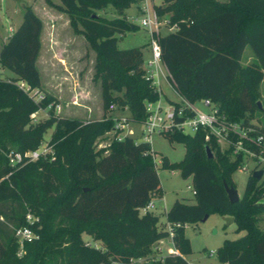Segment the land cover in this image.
<instances>
[{
  "label": "trees",
  "instance_id": "16d2710c",
  "mask_svg": "<svg viewBox=\"0 0 264 264\" xmlns=\"http://www.w3.org/2000/svg\"><path fill=\"white\" fill-rule=\"evenodd\" d=\"M48 5L69 16L74 31L84 36L96 53L95 79L101 83L103 108L126 109V123H144L146 105L160 100L161 93L146 78L144 49L118 48L119 37L135 33L139 26L125 12L138 0H60ZM157 16H166L177 29L158 37L161 61L172 87L191 103L208 99L232 122L253 126L250 119L264 109L258 105L264 80V0H162ZM112 6L118 17L105 19L96 10ZM43 23L26 6L23 21L0 50V66L14 77L0 79V264H133L148 258L159 241L170 237L152 212L141 213L161 196V182L150 143L130 136L114 139L96 149L97 140L114 128V120L82 121L55 115V99L43 95L35 101L21 90L24 82L41 93L37 59L41 50ZM254 63L244 66L246 48ZM49 108L48 119L33 121V115ZM53 129L50 147L54 156L24 161L15 166L8 155L37 150ZM185 148L184 159L163 169L180 170L191 178L195 203L180 201L166 211L174 250L150 264H190V240L184 226L218 213L232 217L244 236L226 241L218 250L221 264H264V180L250 174L244 194L232 204L225 185L236 189L233 174L242 157L232 148L222 152L207 132L174 131L164 134ZM213 154L208 158L206 149ZM36 221L29 224L26 216ZM29 226L38 238L27 243L18 256L17 229ZM88 234L101 247L86 243Z\"/></svg>",
  "mask_w": 264,
  "mask_h": 264
},
{
  "label": "rangeland",
  "instance_id": "374dc122",
  "mask_svg": "<svg viewBox=\"0 0 264 264\" xmlns=\"http://www.w3.org/2000/svg\"><path fill=\"white\" fill-rule=\"evenodd\" d=\"M147 1L151 10L153 6L155 9V6H161L163 3L162 0ZM52 2L55 5H61L60 0H52ZM144 2L145 0H139L141 5ZM26 6L32 7L43 23L41 50L36 63L42 84L41 94L50 95L55 99V115L57 117L79 119L85 122L101 120L104 116L111 117L115 123L114 128L96 142L97 150L106 148L114 139L123 136L125 130H115V127L118 123H122L123 120L126 121V116H129L126 113L129 112L116 106H111L108 111L104 110L101 100V83L95 79L96 53L84 36L74 31L70 25L68 14L48 5L45 0H0V50L14 30L21 25ZM140 7H135V4H133L128 9L127 20L138 25L139 30L119 37L118 48L120 50L137 48L149 43V31L139 25V20L142 18ZM95 13L97 16L108 20L118 17L116 10L112 6H108L104 10H96ZM163 20L168 21L166 16H164ZM171 29V25L163 24L160 28V33L166 34ZM144 60L145 64L150 60L148 48L144 49ZM254 61L251 49L247 47L242 64L249 66ZM166 76L165 67L159 65L154 78L156 83H158L156 87L161 89L163 106L168 105L169 101L178 102L180 100V94L172 87ZM12 77L14 75L9 70L0 66V79L8 80ZM259 97L258 103H260L261 109H264V80L260 85ZM194 106L199 110H207L202 106V100L197 101ZM48 117L49 108L42 109L34 114L33 121H42L48 119ZM234 123L240 124L241 122ZM250 123L263 129L264 114H257V116L250 119ZM131 128L134 131L135 139H140L142 124L132 123ZM52 133L53 129L47 132L44 142L37 151H43L50 145ZM218 144L222 152L228 150L227 143L221 141ZM150 145L156 153L157 172L161 182V196L153 199L156 206L150 211L159 217L160 227L169 230L166 210L176 201L189 205L195 203L192 192V179H184L178 169L162 168V159L164 157L171 163H179L184 159L185 148L182 144L172 142L164 135L153 134ZM4 155L7 157L8 154L4 152ZM49 156H54V153L52 152ZM244 163L249 164L248 171L238 169L233 174V181L240 198L244 194L250 176L249 170L254 166L253 162L251 163V159L246 158L245 155L242 156V164ZM31 216L35 218L33 215ZM259 225L261 229H264V214L260 216ZM244 234L245 232L239 229L236 223L227 224L226 217L218 213H211L205 222L184 226V235L190 240L191 244V253L185 256L186 260L190 264H221L217 258L218 250L223 247L226 241L237 240L243 237ZM82 238L88 244L101 247V243L95 242L88 234L84 233ZM173 250L174 246L170 236L163 239L162 244L156 243L154 245L152 255L148 258L134 260L133 264H150L153 260H160L171 254Z\"/></svg>",
  "mask_w": 264,
  "mask_h": 264
},
{
  "label": "built area",
  "instance_id": "2783aa9c",
  "mask_svg": "<svg viewBox=\"0 0 264 264\" xmlns=\"http://www.w3.org/2000/svg\"><path fill=\"white\" fill-rule=\"evenodd\" d=\"M142 18L139 20V25L146 28L149 31V52L150 60L144 65L146 70V78L153 81V85L156 87L155 76L159 65H163L161 61V47L159 45L158 37L161 35V26L168 24V21L161 20L154 9L151 10L147 0L141 5ZM169 32L177 29V26H171ZM164 66V65H163ZM168 78V73H167ZM18 87L27 93L30 97H33L35 101H41L43 95L37 91L32 90L30 86L24 82H18ZM157 91L161 93L160 89L156 87ZM37 98V100H36ZM196 103V102H195ZM180 95L178 102H171L166 106L161 104V101L155 103H148L146 105V111L148 113L147 119L142 123V131L140 133V141L150 143L153 134H167L174 131L182 132L184 134H194L199 130H205L207 132L206 140L210 136H213L218 142H225L228 144V149L232 148L234 154L238 156H244L251 159L254 166L249 170V174H253L256 171H263L261 180H264V132L259 131L253 126H246L243 122L234 123L230 121L225 115H223L219 108L208 99L202 100V106L207 109H196L194 104ZM34 116V115H33ZM32 116V117H33ZM126 121L118 123L115 130H124ZM130 137L134 135V131L129 130ZM126 135V134H125ZM124 134L118 137V140L126 137ZM128 136V135H127ZM52 147L48 146L43 151H31L24 154L13 153L8 154L9 163L15 166L24 161L34 162L41 157H46L48 154H52ZM156 164V159H155ZM249 164H242L239 169L248 171ZM157 167V164H156ZM193 195H195V192ZM154 208L153 201L148 203L146 207L141 209V213L145 214L151 212ZM31 214L26 216V221L29 224L35 222ZM170 236H172L171 228L169 226ZM16 238L19 245L18 256H22L24 253V247L27 243H31L38 238V235L29 227L24 226L16 231Z\"/></svg>",
  "mask_w": 264,
  "mask_h": 264
},
{
  "label": "water",
  "instance_id": "95a60500",
  "mask_svg": "<svg viewBox=\"0 0 264 264\" xmlns=\"http://www.w3.org/2000/svg\"><path fill=\"white\" fill-rule=\"evenodd\" d=\"M258 105L260 107V103H258ZM206 152H207L208 158L213 157V154L211 153L209 148L206 149ZM262 176H263V171H256L252 174V177L258 181L261 180ZM225 189H226V192L228 194V198H229L230 202L232 204L238 203L240 200V196H239L237 190L233 187H228L227 185H225ZM208 217L209 216H205L201 220V222H205L208 219ZM226 222H227V224H232V223H234V219L232 217H226Z\"/></svg>",
  "mask_w": 264,
  "mask_h": 264
},
{
  "label": "crops",
  "instance_id": "0c3cea01",
  "mask_svg": "<svg viewBox=\"0 0 264 264\" xmlns=\"http://www.w3.org/2000/svg\"><path fill=\"white\" fill-rule=\"evenodd\" d=\"M141 6V3H139V0H138V2L135 4V7H140ZM125 14H127V16H128V10L125 12ZM149 44V43H148ZM165 71H166V75H167V70H166V68H165ZM167 77V76H166ZM160 91H161V89H160ZM160 101H161V104H162V100H161V98H160ZM169 103H171V101H169ZM163 105V104H162ZM127 115L129 114V113H126ZM127 117V116H126ZM117 118V117H116ZM131 125H132V123H128V124H126V126H125V132H124V135L125 136H130L128 133H129V130H131V131H133V129L131 128ZM131 137H133V138H135L134 137V135H132ZM139 139V138H138ZM153 204H154V208H155V206H156V203L155 202H153ZM167 211V210H166ZM162 241L163 240H161V241H159L157 244H162ZM171 253H175V254H177L178 252L177 251H175V250H173ZM160 257H162V256H160ZM185 259H186V257H185Z\"/></svg>",
  "mask_w": 264,
  "mask_h": 264
}]
</instances>
